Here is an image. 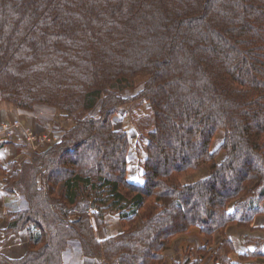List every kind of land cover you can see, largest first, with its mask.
I'll return each mask as SVG.
<instances>
[{
    "label": "trees",
    "instance_id": "1",
    "mask_svg": "<svg viewBox=\"0 0 264 264\" xmlns=\"http://www.w3.org/2000/svg\"><path fill=\"white\" fill-rule=\"evenodd\" d=\"M139 100L137 182L114 118ZM0 101L73 123L5 178L29 205L0 237L26 232L28 248L0 264H63L74 240L103 264H160L191 228L224 235L264 213V0H0ZM115 214L122 232L99 239ZM233 253L224 239L214 264Z\"/></svg>",
    "mask_w": 264,
    "mask_h": 264
},
{
    "label": "crops",
    "instance_id": "2",
    "mask_svg": "<svg viewBox=\"0 0 264 264\" xmlns=\"http://www.w3.org/2000/svg\"><path fill=\"white\" fill-rule=\"evenodd\" d=\"M52 110L50 111L45 109V107L43 110V106H38L36 110L30 112L32 113V117H30L27 114L29 112L14 107L8 102L0 101V122H8L18 117L23 119L25 116L27 122L29 121L26 124L32 125L41 133H45L49 132L53 127L52 125L54 121L51 116H55L56 111L53 110L54 112H52ZM39 112L42 113V117H36L37 113ZM59 114L61 113L59 112ZM59 120L61 121L59 123L61 129H63L62 127H64V125L66 126L67 124H72L70 119H68L70 122L61 118H59ZM62 122L64 123L63 125ZM26 146L27 145L20 133L16 135L12 141L0 144V220L2 219L4 222H6L5 227H7L9 224L7 212L17 210L7 209V207L5 208L4 203L7 201L12 203L13 201L11 199L17 194L6 193L4 190V181L5 178L8 177L11 168H13L16 164L21 165L24 162H30L31 149H26ZM251 227L252 229L241 228L237 225L230 226L224 235L221 234V238L223 239L220 240L221 238H219L218 246H214V243L211 244L209 239H199V243L196 245H192V241L186 238H180L177 240L174 239L170 247L163 252V260L160 264H214V255L221 247L224 239H229L233 245V264H264V222H262V220H259L258 222L254 221ZM120 232H122V226L118 214H115L110 216L105 228L102 230H97V235L99 239L103 240ZM20 234H13L8 239L2 235V240L0 237V247L6 246L7 251L9 249V254L7 252L5 254H8L13 258H17L22 255L19 254L21 249L23 250L21 253L27 250L28 237L24 247L23 243L18 242V237H20ZM252 239H258L261 240V242L252 243L251 246H249L247 240ZM77 245L78 244L76 243L69 244V250L65 253L63 264H103V259L100 257H86L79 246L77 247ZM203 249L205 250L203 251L204 254L201 252ZM254 252L260 253L261 256L243 259V257L249 256V254H253Z\"/></svg>",
    "mask_w": 264,
    "mask_h": 264
},
{
    "label": "rangeland",
    "instance_id": "3",
    "mask_svg": "<svg viewBox=\"0 0 264 264\" xmlns=\"http://www.w3.org/2000/svg\"><path fill=\"white\" fill-rule=\"evenodd\" d=\"M139 90L136 89V91L134 90H127L126 93L124 94V97L127 99H132L136 96L137 91ZM45 109L48 110H52L49 107H45ZM36 110V108H35ZM44 110V107H43ZM55 110V109H53ZM52 110V112H54ZM56 114L55 116H51V118L53 119L54 123H53V127L51 128V130L49 132H45L48 133L50 135H53V137H59L61 138V140L63 139V135L65 133V130H69L70 128L73 127V123L72 124H67L66 126L64 125V127H62L63 129L60 128L59 123L61 122L59 120V118L64 119V120H68V118L61 116V114H59V111L55 110ZM58 113V114H57ZM28 116L32 117V113H27ZM149 114V105L146 104V102H142V101H133L130 102L128 105L122 107V109L120 110V112L116 115V117L114 118L115 120V126L116 129L118 130H124L130 133V138H131V152H130V179L133 181H141L142 177H141V171H142V165H143V160L145 158L146 155V148L144 145V141H145V136L140 134V132L137 130V128L134 125L133 122V117L137 116V115H147ZM42 113L39 112L37 113L36 117H42ZM47 117V116H46ZM17 120H20L24 125L25 123H28L27 120L25 119V116L23 117V119L21 117L16 118ZM15 119V120H16ZM29 120V119H28ZM68 122H70V120H68ZM64 123L62 122V125ZM27 126L33 128L35 131L39 132L35 127H33L32 125H28ZM223 137V132H220L214 142V148L217 147L219 145V143L221 142ZM56 145V144H55ZM26 149H31V160L33 159V156L35 153H40L42 151H35L33 147H28L26 146ZM33 149V150H32ZM29 163V162H28ZM207 174L206 170H201L200 172H198L195 175H192L188 178H186L184 181L185 182H193L199 178H203L205 177ZM62 190V189H61ZM17 195H15L11 200L13 201L12 203L10 202H5V208L7 207V209H24L27 208L29 203L27 201V199L25 198V196H23L21 193L17 192L15 193ZM10 205V206H9ZM262 220V222H264V213H261L259 215H257L255 221H259ZM3 221V224H2ZM0 223L5 227L6 222H4V220H0ZM0 224V230H2L4 227ZM197 229V228H196ZM195 228H191L189 230V232L179 235L175 238V240L180 239V238H186L192 241V245H196L197 243H199V239L200 240H205V239H209L210 243H214V246H218L219 245V238H221V234L222 232L217 230L215 231L212 235H207V234H203L200 233L199 231H197ZM250 229H252V227H250ZM220 235V236H219ZM223 235V234H222ZM4 236V235H3ZM219 236V237H218ZM27 234L26 232H21L20 237H18V242L19 243H23V246L25 247V242H27ZM3 239V237H1V240ZM223 238H221L220 240H222ZM71 243H76L78 244L77 247L79 246V248L81 249V245L80 242L77 240L74 241H70ZM8 246V245H7ZM22 246V247H23ZM7 247H0V251L4 252V253H8ZM194 248V247H193ZM23 250L21 249V252ZM21 252L19 254H21ZM9 254V253H8Z\"/></svg>",
    "mask_w": 264,
    "mask_h": 264
},
{
    "label": "built area",
    "instance_id": "4",
    "mask_svg": "<svg viewBox=\"0 0 264 264\" xmlns=\"http://www.w3.org/2000/svg\"><path fill=\"white\" fill-rule=\"evenodd\" d=\"M21 134L24 142L36 151H45L61 141V138L53 137L48 133H38L33 128L25 125L20 120L0 122V144L12 141L16 135ZM33 150V149H32Z\"/></svg>",
    "mask_w": 264,
    "mask_h": 264
},
{
    "label": "water",
    "instance_id": "5",
    "mask_svg": "<svg viewBox=\"0 0 264 264\" xmlns=\"http://www.w3.org/2000/svg\"><path fill=\"white\" fill-rule=\"evenodd\" d=\"M93 205H94V203H93Z\"/></svg>",
    "mask_w": 264,
    "mask_h": 264
}]
</instances>
